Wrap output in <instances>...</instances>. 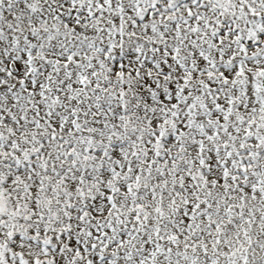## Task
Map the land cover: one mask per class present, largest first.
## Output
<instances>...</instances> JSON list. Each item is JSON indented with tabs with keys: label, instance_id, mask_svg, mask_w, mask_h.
<instances>
[{
	"label": "snow or ice",
	"instance_id": "obj_1",
	"mask_svg": "<svg viewBox=\"0 0 264 264\" xmlns=\"http://www.w3.org/2000/svg\"><path fill=\"white\" fill-rule=\"evenodd\" d=\"M0 264H264V0H0Z\"/></svg>",
	"mask_w": 264,
	"mask_h": 264
}]
</instances>
